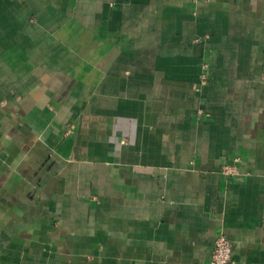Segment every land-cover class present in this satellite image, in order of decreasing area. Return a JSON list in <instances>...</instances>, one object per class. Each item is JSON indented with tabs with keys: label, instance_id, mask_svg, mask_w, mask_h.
<instances>
[{
	"label": "crops",
	"instance_id": "crops-1",
	"mask_svg": "<svg viewBox=\"0 0 264 264\" xmlns=\"http://www.w3.org/2000/svg\"><path fill=\"white\" fill-rule=\"evenodd\" d=\"M222 233L264 264V0H0V264H208Z\"/></svg>",
	"mask_w": 264,
	"mask_h": 264
},
{
	"label": "built area",
	"instance_id": "built-area-1",
	"mask_svg": "<svg viewBox=\"0 0 264 264\" xmlns=\"http://www.w3.org/2000/svg\"><path fill=\"white\" fill-rule=\"evenodd\" d=\"M204 66L208 68V64H204ZM238 160L239 158H235L236 162H238ZM223 172L227 175L236 174V164L229 163L224 165ZM208 264H235L233 258V246L225 234L222 233L217 235Z\"/></svg>",
	"mask_w": 264,
	"mask_h": 264
}]
</instances>
